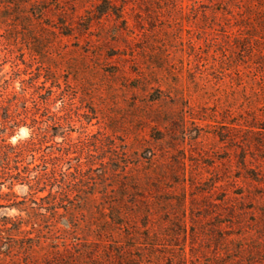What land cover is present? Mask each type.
Masks as SVG:
<instances>
[{
  "label": "rangeland",
  "instance_id": "rangeland-1",
  "mask_svg": "<svg viewBox=\"0 0 264 264\" xmlns=\"http://www.w3.org/2000/svg\"><path fill=\"white\" fill-rule=\"evenodd\" d=\"M239 12L0 0V152L35 137L94 193L53 217L0 175V264H264V26Z\"/></svg>",
  "mask_w": 264,
  "mask_h": 264
},
{
  "label": "trees",
  "instance_id": "trees-1",
  "mask_svg": "<svg viewBox=\"0 0 264 264\" xmlns=\"http://www.w3.org/2000/svg\"><path fill=\"white\" fill-rule=\"evenodd\" d=\"M230 7L238 9V20L236 21L237 27L241 28L244 22L254 21L259 25L264 26V0H229ZM229 5V4H228ZM32 124H35V120H32ZM37 139L31 138L25 142H19L15 146H9L6 148L7 152H0V175L2 179L10 181V187L7 189L11 192L15 184L28 186L29 190L33 188L31 195H36L38 192L44 191L45 187H51L48 194L40 198L44 205H39V209L44 210L50 216H68L74 218L76 216H82L87 212V207L94 196V193H88L85 197L84 192L78 185V179L69 173H65L61 168H58V164L55 163L59 159H50L46 161L44 159L41 165L34 164L36 153ZM5 148V147H4ZM64 154V152H62ZM61 153V154H62ZM30 156V162L25 163L26 158ZM13 157V158H11ZM54 161V162H53ZM49 165V168H48ZM29 166L31 168H29ZM69 167L66 169L68 170ZM13 172V174H12ZM32 176V177H30ZM55 189V191H53ZM31 191V192H32ZM7 193L4 196H8ZM12 195V194H11ZM33 196L27 200L23 198L16 204L23 207V211H26L30 216L37 215L36 210L28 207L27 202L37 205ZM95 200V199H94ZM93 200V201H94ZM15 204V205H16ZM38 206V205H37ZM100 209V213L106 216L104 210ZM62 210V212H60ZM34 249V245L29 244L23 251H30Z\"/></svg>",
  "mask_w": 264,
  "mask_h": 264
}]
</instances>
